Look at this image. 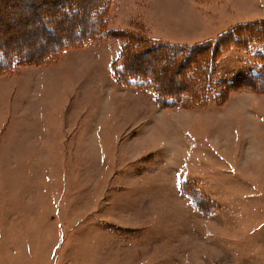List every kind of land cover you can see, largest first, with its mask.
Listing matches in <instances>:
<instances>
[{
  "label": "rangeland",
  "instance_id": "obj_1",
  "mask_svg": "<svg viewBox=\"0 0 264 264\" xmlns=\"http://www.w3.org/2000/svg\"><path fill=\"white\" fill-rule=\"evenodd\" d=\"M234 27L262 39L194 107L139 74L178 92L191 61L128 42ZM263 38L264 0H0V49L27 56L0 70V264H264Z\"/></svg>",
  "mask_w": 264,
  "mask_h": 264
},
{
  "label": "trees",
  "instance_id": "obj_2",
  "mask_svg": "<svg viewBox=\"0 0 264 264\" xmlns=\"http://www.w3.org/2000/svg\"><path fill=\"white\" fill-rule=\"evenodd\" d=\"M95 13L96 11L94 14ZM88 14L90 15V12ZM64 17H66V15H64ZM251 30L252 31L250 32L246 28L243 30L234 27L217 36L215 39H209L205 43L203 42V44L201 43L191 46L161 42L159 38L146 37L139 33L132 32V35L131 33L129 35L128 42L131 44L134 43L135 50L140 48L139 51L136 50L138 53H144L151 50L160 51L161 56L165 57L164 63H170L177 68H180L182 65L184 66L185 62L191 61L192 70L187 74V80L185 78L181 81V88L178 92L171 91L173 89L167 87L168 83H165L163 76L160 75L161 73L159 72L163 68L159 70L157 69V71L153 69L145 72L140 71L139 74H141L142 80L145 79L143 81H146L147 86L149 84L158 93L161 103H179L181 106L194 107L205 105L210 94H213L215 90L219 88L220 84L215 81L214 65L220 52H224L226 49L234 46L243 48L249 47L255 41L262 39L263 34L259 33V28ZM124 51L125 49L123 47L121 51V54L124 56L123 58L129 55L128 52L125 53ZM17 54L19 53L13 52V54L10 53L8 55L4 49H0V70H7L12 64L18 63L20 60H25L27 57L23 56L18 59ZM20 55L22 56V54ZM168 56H172L170 61L166 60V57ZM262 76L258 78H261ZM185 82H188V84ZM190 82L196 83L190 86ZM250 88L253 87L251 86Z\"/></svg>",
  "mask_w": 264,
  "mask_h": 264
}]
</instances>
